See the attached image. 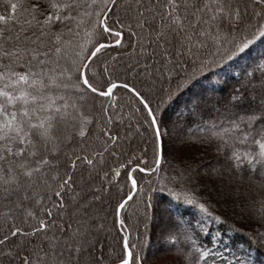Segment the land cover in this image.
I'll return each instance as SVG.
<instances>
[{"label": "snow or ice", "instance_id": "6c2138e0", "mask_svg": "<svg viewBox=\"0 0 264 264\" xmlns=\"http://www.w3.org/2000/svg\"><path fill=\"white\" fill-rule=\"evenodd\" d=\"M257 43L264 0H0V264H146L156 192L225 222L194 176L251 213L231 184L257 176L264 194V68L188 112L183 144L214 146L227 169L171 165L168 125L184 92ZM209 231L169 212L172 264H253L222 256Z\"/></svg>", "mask_w": 264, "mask_h": 264}, {"label": "trees", "instance_id": "16d2710c", "mask_svg": "<svg viewBox=\"0 0 264 264\" xmlns=\"http://www.w3.org/2000/svg\"><path fill=\"white\" fill-rule=\"evenodd\" d=\"M113 51H115V46L113 47ZM262 53H264V44L261 43L255 44V46H253L249 51H246L238 59L234 60L229 66H227L226 68L223 66L218 67L216 69V73H214L211 78L201 79L198 85L184 92V94L180 96L177 103L173 105L172 108L169 109V116H170V124L168 125L169 134H171V132L173 133L172 129L174 127H176L180 131L176 135L177 137L178 136L180 137V139L175 140L176 148L177 146L184 148L185 151H188L190 153L189 155L195 153L198 160L204 157V155H209L213 152L216 153L215 147L210 146L209 144L201 145L198 141H192L190 142V144L194 145L193 150L190 149L189 146H185L183 144L182 141L185 138V133L188 131V112L190 109H193V105L198 100L201 101L205 105V107L211 108L213 105H215L216 98L227 97L229 93L233 91L234 88H239L241 83H245L247 79L251 77L254 69H256L257 66H259L260 68H264V58H261ZM256 76H257V80L254 81L253 83L256 86L257 92H259L260 91L259 71L256 72ZM173 86H175V81H173ZM204 119L211 121L212 117L209 115H205ZM71 147L72 146H70V148ZM210 160H211L210 163L208 160L205 164H203V167L201 166L202 168L198 167L199 170H201V173L202 172L205 173L207 170L212 169L213 159ZM190 166L194 171L197 170L195 165L194 166L190 165ZM169 168L173 170L171 167ZM169 173H171V171ZM77 176H79V173H77ZM137 176L139 178L140 174H137ZM254 177L257 178L256 180L258 181L259 184L260 183L259 178L257 176ZM150 178L154 179L155 177H148V176L143 177L144 180H148ZM258 184H254L256 186L250 185L247 188L251 190L250 192H252L255 189L262 191ZM208 188L209 187H207V189ZM193 189L195 190L196 195L201 199L202 202L204 201L208 202L206 206H210L209 207L210 211H213L215 214L221 216L222 220L225 221L224 223L222 224L217 222H213L211 224L207 223L203 214L200 213V210L198 208H195L194 206L186 205L182 201H177L173 199L171 196L168 195L167 191L156 192L154 194L153 209L150 211V214L154 215L155 213L154 205L156 203V199L158 198L161 200V205L164 208V212L166 213V216H168L170 212L173 216L179 213L183 215L185 218H190V219L194 218V222L195 219H199L201 223H204L205 226L210 229L209 233H207L209 238H211L213 234H220L222 237L220 244L217 245L214 242L212 246L216 249V251L223 250L221 252L222 256H225L227 259H231L232 254L234 253L235 256L238 258H250L253 261V264H264V246H263L264 238L262 242H260V240L254 238L253 234L250 231L225 219L224 215L221 214L215 207H213L212 202H210L209 199H206L207 197H205L204 193H201L199 189H195L194 187ZM209 192L212 191L210 190ZM247 199L249 205L253 208L252 214L254 215V222L258 225L261 234L263 233L264 236V227L260 226V222L258 220L259 201H256V198L250 196ZM169 201H171V203H169ZM152 228L153 226L151 224L148 232L145 235L146 242L141 249V255L146 258V264H163L164 262H162L160 258L163 255V253H166L169 250L166 244L165 247L159 249H153V253L149 251L150 247L154 248V244H155L153 242V236L155 235V231H153ZM110 242L113 243V241H111V238H107L105 240L106 244H110ZM132 242H136L135 234L132 237ZM107 251L108 249L107 247H105L104 252L107 253ZM148 256L149 258L147 259Z\"/></svg>", "mask_w": 264, "mask_h": 264}, {"label": "rangeland", "instance_id": "374dc122", "mask_svg": "<svg viewBox=\"0 0 264 264\" xmlns=\"http://www.w3.org/2000/svg\"><path fill=\"white\" fill-rule=\"evenodd\" d=\"M172 131H173V133L171 132V134H169V135L173 138L177 137L176 136L177 133L180 132L176 127H174L172 129ZM170 143H171V141H170ZM193 147L194 146H189V148L192 150H193ZM172 154L174 156L178 157V159L171 160V165H177L178 166L179 159H183L185 164L192 165V166L195 165L196 169H199L198 167H201V166L203 167V164H205L208 160L210 163V161H211L210 159H213L212 168L227 169V167H228L227 162L224 160V158L222 156H218L217 152L216 153L213 152L209 155H204V157H202L198 160L195 153H193L192 155H189L190 153L188 151H185L184 148L177 146V148L175 147ZM168 171L172 172L173 170H171L169 168ZM199 173L201 175L204 174V172L201 173V170H199ZM194 178H195V176H194ZM256 179L257 178L254 176L241 177L240 175H237L232 180L231 186H232V188H238L240 190V192L242 194H244L247 198L249 196L256 198V201H259L258 210L260 211L261 200H262V198H264V194H262V191H259L256 189L253 190L252 192H250L251 190L247 188L250 185L253 186L254 184H258V181ZM258 185L260 186V183ZM192 186L195 189H199L201 191V193H204L205 197H207L206 199H209V201L212 202L213 207H215L221 214H223L225 219H227V220L235 223L236 225H239L240 227L245 228L246 230L250 231L253 234L254 238H256V239L260 240V242H262L264 236H263V233L261 234L258 225L254 222V215L252 214V212L249 213L248 211L243 210L239 201H237L236 204H233V202H231V201L225 202L224 199L220 195L217 194L218 189H220L219 181H216V187H213V184L209 181L204 180L203 182L197 183V182H195V179H194ZM254 186H256V185H254ZM207 187H209V188L207 189ZM204 188H206V189H204ZM210 190L212 192H209ZM215 196H217V197H215ZM257 204H258V202H257ZM154 209H155V211H154L155 213L153 215L154 219L152 222V226H153L152 229H153V231H155V235L153 236V242L155 244H154V248L150 247V249H149V251L151 253H153V249H159V248L165 247V245H166V241H165L164 236H165V226H166L167 216H166V213L164 212L163 206L161 205V200L158 198L156 199ZM259 211H258V213H260ZM101 236H103V233H101ZM168 252L163 253V255L160 258L161 261L164 262L163 264H172V262L174 260V254L171 252H169V253ZM99 254L100 253L98 252L97 255H99ZM147 255H148V253H147ZM148 258H149V256L147 257V259Z\"/></svg>", "mask_w": 264, "mask_h": 264}]
</instances>
